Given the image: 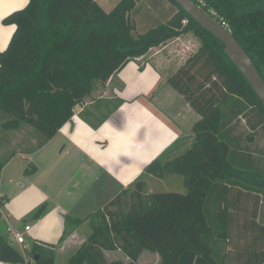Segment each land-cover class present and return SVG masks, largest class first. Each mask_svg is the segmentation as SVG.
<instances>
[{"label":"trees","instance_id":"obj_1","mask_svg":"<svg viewBox=\"0 0 264 264\" xmlns=\"http://www.w3.org/2000/svg\"><path fill=\"white\" fill-rule=\"evenodd\" d=\"M143 1L159 3L121 0L106 12L95 0H29L3 20L16 29L0 51V142L13 133L26 145L8 147L7 156L0 152V181L13 157L28 146L35 153L55 137L98 83L105 85L128 63L192 32L201 46L168 83L200 116L192 128L194 142L173 159L166 151L84 220L66 216V227L88 221L91 230L66 264H110L105 252L114 251L132 261L144 251L155 253L159 264H264V220H256L264 204V148L253 144L264 132V104L222 42L174 0L168 1L177 10L165 23L138 33L132 15L142 13ZM193 1L228 26L264 79V0ZM117 102L109 113L122 104ZM85 112L83 119L98 128ZM243 117L249 131L239 134ZM170 175L183 177L186 193L150 192L145 176ZM4 201L0 197V222ZM45 210L41 206L34 218ZM24 253L0 230V262L56 264V245L35 242Z\"/></svg>","mask_w":264,"mask_h":264},{"label":"crops","instance_id":"obj_2","mask_svg":"<svg viewBox=\"0 0 264 264\" xmlns=\"http://www.w3.org/2000/svg\"><path fill=\"white\" fill-rule=\"evenodd\" d=\"M95 1L104 9L114 3L113 8L121 0ZM161 1L157 0L159 5ZM145 3L143 1L138 7L146 9ZM28 4L29 0H0V51L7 49L16 29L14 25L5 26L3 20ZM139 15L137 23L140 21L143 23L140 26H144L147 20ZM186 35L150 50L148 59L143 63H128L117 77L105 85L98 83L96 86H102L103 93L87 97L78 105L74 117L52 140L35 153H29L28 146L29 151H21L5 166L0 181V197L5 203L8 201L5 212L8 226L12 228L11 218L21 216L22 209H27L33 216L44 203H50L48 206L52 208L50 214L44 213L37 219V229L31 227L29 232L33 231L35 239L30 237V246L22 247L23 252L30 250L35 242L60 245L62 253L76 245V252L88 238L81 234V227L87 225L89 228V223L87 221L72 228V233L64 240L66 216L84 220L127 189L166 151L169 150L167 159H173L191 147L195 137L192 128L200 116L168 83L195 52H191L196 48L193 40ZM140 64L143 69H140ZM117 100H121L122 104L109 113L117 106ZM84 112L93 124H98V128H93L83 119L81 114ZM253 144L256 145V139ZM40 151H44L45 155L42 164L35 159ZM31 166L34 171L28 175L26 171ZM40 173L42 177L35 178ZM258 181L259 186H263V182ZM86 198H106L107 201L84 218L74 217L72 213ZM46 216L49 221L43 226ZM256 220L258 223L264 220L262 203L258 205ZM27 225L29 223L18 230H24ZM114 253L123 254L121 251L105 252L108 263L109 255ZM147 254L153 256L154 264L160 263L157 254ZM124 259L127 264H143L139 259L132 261L127 256Z\"/></svg>","mask_w":264,"mask_h":264},{"label":"rangeland","instance_id":"obj_3","mask_svg":"<svg viewBox=\"0 0 264 264\" xmlns=\"http://www.w3.org/2000/svg\"><path fill=\"white\" fill-rule=\"evenodd\" d=\"M161 2H162L161 5L157 4L156 6H153V7L149 6L147 3H145L144 6L148 10L143 8L142 14H140L139 17H142L143 19H146L147 21L145 22L144 26L143 25L140 26V24H143V23H140V21H138V23H137L139 25L138 26L139 28L137 30L138 33H143L146 30L150 29L151 27H155V26H157V25H159L161 23H165L169 19L168 17H170L171 14L174 13L177 10L176 7L174 5H172L168 0H162ZM113 4H111V7H110V5L109 6H105L104 10L106 12H110L116 6L115 5L112 8ZM132 19H134L137 22V20H138L137 15H132ZM149 19H151V20H149ZM184 35H186V34H184ZM187 35H189V38H191L193 40V42H194V44L196 46L195 49H191V52L195 51L193 53V54H195L199 50V48L201 46V43H200L199 39L192 32H189ZM148 56H149V54L145 55L142 58H139L138 62H140V63L145 62L148 59ZM187 60L188 59H186L185 63L183 65H181L180 68H182L186 64ZM174 64H175V66H177V63H174ZM178 71H179V69L177 70V72ZM96 87H97V89H95L93 91L94 92L93 95L91 94L89 96V98L93 97L96 94L99 95V94L103 93V91H101L102 86H96ZM240 121H241V125L242 126L238 130L239 134H240V132L243 133V131L245 129L248 130L247 129L248 120L246 119V117H243ZM3 137H4V134L2 133L1 127H0V139H2ZM8 138L9 139L7 140V142H5V144L0 142V152L3 154V156H7L8 155V153H7L8 149L7 148L10 147V146L12 147L11 150L17 151L19 149L18 146H22V148H23V145H26V142L22 141L23 139L21 140L22 143L21 142L18 143V141H20V140L16 139V138H18L17 134L10 133ZM257 138H259L260 140H257L256 144L259 142L260 146H262L261 148H264V132L261 131V134L258 135ZM25 140H27V142H28V138L25 139ZM13 142H15L16 145H13ZM246 144L247 143L243 142V145H246ZM4 148H6V149H4ZM254 148H255V146H254ZM236 150H237V147L236 148L233 147V154H234V151H236ZM44 157H45L44 151H40V152H38L36 154L35 159L38 161L37 162L38 164L39 163L42 164V161H43ZM33 166H36V164L35 165L33 164ZM29 169L32 170L33 167L31 166V167H29ZM31 174H29V175H31ZM41 177H42V173L38 174L35 178H41ZM145 180L148 183V189L150 190V192H179V193H186L187 192V189H186V187L184 185L183 177L180 176V175H170V176H167L164 179H156V178L145 177ZM10 201H11V199L9 198V203H10ZM106 201H107L106 198H102V199L86 198L83 201V203L80 201L78 207H76V209L74 210L72 215L74 217L79 216V217L84 218L89 213L95 212L98 209H100V207L102 205H104L106 203ZM7 202L4 203L1 206V211L3 212L4 215L2 216V220L0 222V230H2L10 239L11 238V233L9 232V227L10 226H8V223L5 220V212H7L6 211ZM44 205H46V210H45L44 213H46V215L48 213L50 214V212H52V208H49V206H48V205H50V203H44ZM30 213L31 212H28L27 209H22V212H21V216L22 217L21 216L12 217L11 220H10L12 229L18 230L19 227H22L26 223H29V225L31 227H33V230L37 229L36 225L38 224L37 223L38 220L33 217L34 215L31 216L32 214H30ZM43 220H44L43 221L44 222L43 226H44L45 224L48 223L49 217L46 216L45 218H43ZM72 228H74V225H72V224L67 225L66 232L64 233V236H63L64 240L67 239V237L72 233V232H70L72 230ZM81 229H82L81 230V234L83 235V237L84 236L88 237V235H89V233L91 231H89V228L87 227V225L82 226ZM25 236H26V239H27V243L25 244V246H26V248H29V246H30L29 243H31V241H32V239H30V237L35 239L34 235H33V231L29 232L27 234L25 233ZM77 242H79V241L77 240ZM11 244L20 253L25 255V253L23 252L22 246L14 243L12 241H11ZM75 247H76V245H74L72 247L73 249L70 248L71 250H68V251L66 250L65 253L64 252L62 253V248L60 247V245H56V264H66L68 259L75 253V249H76ZM144 253H146V254H143V252H142L139 255V257H138L139 262L142 261L140 263H143V264L151 263L152 264L153 263V261H152L153 256L151 254H147V253H150V252L144 251ZM124 258H126V256L124 254H121V253H114V254L109 255V261H110L111 264H127V263H125L127 261H125ZM28 262H29V260L25 264H27Z\"/></svg>","mask_w":264,"mask_h":264},{"label":"water","instance_id":"obj_4","mask_svg":"<svg viewBox=\"0 0 264 264\" xmlns=\"http://www.w3.org/2000/svg\"><path fill=\"white\" fill-rule=\"evenodd\" d=\"M183 10H185L193 20L203 29L212 34L222 42L225 53L245 76L259 99L264 104V79L258 69L248 56L243 47L233 37L231 31L225 23H222L216 16L206 12L193 0H174Z\"/></svg>","mask_w":264,"mask_h":264},{"label":"built area","instance_id":"obj_5","mask_svg":"<svg viewBox=\"0 0 264 264\" xmlns=\"http://www.w3.org/2000/svg\"><path fill=\"white\" fill-rule=\"evenodd\" d=\"M184 24L186 25L187 21H184ZM30 229H31L30 225L25 226L24 230H15L10 227L9 228V232L11 233L10 242L12 241L25 248V244H26L25 233L29 232Z\"/></svg>","mask_w":264,"mask_h":264}]
</instances>
